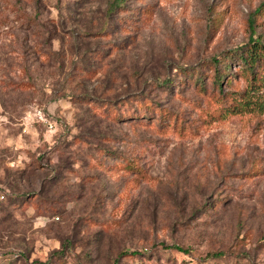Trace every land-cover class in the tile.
<instances>
[{
  "label": "rangeland",
  "instance_id": "obj_1",
  "mask_svg": "<svg viewBox=\"0 0 264 264\" xmlns=\"http://www.w3.org/2000/svg\"><path fill=\"white\" fill-rule=\"evenodd\" d=\"M111 1L0 0V264H264V0Z\"/></svg>",
  "mask_w": 264,
  "mask_h": 264
},
{
  "label": "trees",
  "instance_id": "obj_2",
  "mask_svg": "<svg viewBox=\"0 0 264 264\" xmlns=\"http://www.w3.org/2000/svg\"><path fill=\"white\" fill-rule=\"evenodd\" d=\"M128 0H112L109 3V6L107 8V16H113V13L115 11L121 10V8L124 6V3ZM107 25V23H106ZM105 30H103L101 33H104ZM235 55L229 56L228 55H216L208 60V62L205 64L210 69L213 66V75H212V83L215 87L219 88L218 93L219 95H225V87L226 84H231V79L234 75L233 72V66L240 67V71L247 76L251 77V81L253 84H256L257 82L264 81V43L254 37H251V39L244 43L242 46L239 47V49L234 52ZM228 56V57H227ZM196 72H200V69H197ZM196 84L199 86H203L202 81H196ZM68 95V94H67ZM82 99H94L93 96H91L89 93L83 94ZM131 96H128V98ZM141 105L143 107H146V102L144 99H141ZM151 103H154L153 100H150ZM97 105H104L108 107H120L122 104H129V100L127 98H123L120 100L112 101L110 99H101L98 100ZM100 103V104H99ZM157 106V105H156ZM150 107V106H149ZM158 107V106H157ZM160 109V117L165 120V117L168 116V109H163L161 106L158 107ZM139 115V114H138ZM145 116H143L144 118ZM121 121H124L122 119ZM147 124V123H145ZM152 124V123H151ZM127 164H125V167H130L131 165L136 164L135 162L126 161ZM132 168V167H131ZM4 197V196H3ZM37 196H35L36 198ZM181 249V248H180ZM187 251V250H185ZM132 254H135L132 253ZM213 255V254H210ZM218 255V254H217ZM16 257H20L22 259V254H16ZM19 259V260H20ZM10 260V259H9ZM16 259H13V262L17 263L15 261ZM12 262L8 263L11 264ZM48 263V262H47Z\"/></svg>",
  "mask_w": 264,
  "mask_h": 264
},
{
  "label": "built area",
  "instance_id": "obj_3",
  "mask_svg": "<svg viewBox=\"0 0 264 264\" xmlns=\"http://www.w3.org/2000/svg\"><path fill=\"white\" fill-rule=\"evenodd\" d=\"M35 115L40 121L46 123L51 130L56 127L55 122L49 116H47L42 109H37ZM1 126H2V118L0 117V128Z\"/></svg>",
  "mask_w": 264,
  "mask_h": 264
}]
</instances>
